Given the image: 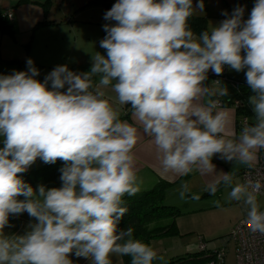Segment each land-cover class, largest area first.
<instances>
[{
    "label": "clouds",
    "instance_id": "clouds-1",
    "mask_svg": "<svg viewBox=\"0 0 264 264\" xmlns=\"http://www.w3.org/2000/svg\"><path fill=\"white\" fill-rule=\"evenodd\" d=\"M203 7L204 0L195 6L193 0H117L104 15L115 22L103 26L106 55L94 52L89 72L59 65L41 82L29 58L27 71L0 75V264H73L70 254L90 264H114L113 258L122 264L125 256L130 264L163 260L132 227L119 228L128 211L124 197L141 191L133 151L141 130L165 172L214 175L204 190L215 195L221 183L230 188L228 198L242 202L248 227L264 234L258 202L264 184L246 179L233 186L232 173L217 172L212 163L218 155L252 168L264 150V0H255L246 20L237 6L197 34L189 20ZM224 66L246 69L253 93L254 122H244L239 134L227 131L231 122L219 110L217 97L227 88L205 83L209 70L220 76ZM125 108L133 123L121 119ZM37 158L64 162L60 187L34 190L18 176ZM190 192L183 183L180 199ZM24 212L35 218L30 230L5 234L9 216Z\"/></svg>",
    "mask_w": 264,
    "mask_h": 264
},
{
    "label": "crops",
    "instance_id": "crops-1",
    "mask_svg": "<svg viewBox=\"0 0 264 264\" xmlns=\"http://www.w3.org/2000/svg\"><path fill=\"white\" fill-rule=\"evenodd\" d=\"M89 1L91 0H70L69 2H71L72 7L74 8L73 11H83V8L87 11L93 7L92 5L87 6ZM44 2L45 0H0V14H4L8 10L13 11V19L11 21L6 20V23L12 26L13 35H15V38L20 36L21 40H23L21 41L22 43H20L17 42V39L15 41L17 43L15 47H12L9 51H7V53L4 52L5 55L0 54V75H10L14 71H27V60L31 58L34 62V66L37 69H42V74H39L36 79L43 82L45 76L49 74L56 66L67 65V67H69L71 63L74 66H78L81 62H88V60H90V64H92V54H94V52H99L106 55V51L100 47L99 43L104 28L103 26L106 23L105 19L101 21L102 25L100 29L88 32L85 34V36H81L83 38L84 46L81 49V43L79 44L75 42L76 39L79 38L77 32L74 30L75 26L73 24L71 25L65 23V15L69 14L71 9L67 7V9H65L62 13L56 15L54 13H49V11L52 10V8H49L48 13L45 14L43 7ZM116 2L117 0H108V4L111 7ZM197 2L198 0H193V5L195 6ZM254 3L255 0H204L203 10H195L194 15L204 16L207 20V30H209L211 27L217 26L221 22V19L227 18L222 15L223 12L227 11L228 15L230 16L232 11L237 6L244 7L245 12L243 19L246 20L250 15ZM89 20H93L92 17H90ZM44 21L48 22V24H41V22ZM68 21H70V19ZM65 26H67L72 31V36H69V40L66 39V30L64 29ZM29 37H31V46L34 39H44L46 42L42 44V47L40 44L36 51H33V49L27 50L25 54V50L23 48L25 42L24 39ZM72 38H74V48H71L70 45V39ZM96 40H98V43ZM31 51L33 52V55ZM82 56L83 59H81ZM9 61L15 62L11 63ZM245 71L246 69L244 71L236 72L235 70L230 69L228 66H224L223 73L232 80L246 82ZM212 75L215 74L209 70L208 79L205 83L210 87H222L221 84H212L213 81H217L212 77ZM64 91H66V89H64ZM106 92L108 95L114 96V93H112L110 89H107ZM218 98L219 97H217V99ZM127 110L128 109L126 108L121 110V117L127 112ZM219 110L224 112L227 119L231 122L227 131L230 133L234 132L239 134L235 109L233 107L220 106ZM123 120H127L130 123L134 122L131 117V113L128 118ZM2 141L3 137H0V148L3 147ZM133 151L136 157V167L138 170L137 175L142 181L141 191L151 189L159 181H165L173 184L166 192L165 199L177 196L183 183H188L191 189V192L187 197L188 199H191L192 194H201L199 195L201 198L208 194V192H206L204 189L206 185L215 178L214 175H205L201 174L199 171H193L186 176H177L171 172H165L161 167L159 159L157 158V153L155 146L152 143V138L144 135L142 130L139 133L138 142ZM212 163L216 165L217 172H231L233 178L238 176L243 182L241 172L246 167L245 165L235 163V161L226 162L219 159L218 155L213 157ZM43 164L44 162L40 158H37L35 163L32 164L28 170L39 168L43 166ZM18 199L23 200L24 197L20 196ZM171 205L175 206L176 203H171ZM246 214L247 212H243L240 219H242ZM34 223H36L35 218L30 217L27 212H24L18 216L10 215V226L6 227L4 231L5 234L8 235H24L30 230V224ZM198 242L199 241H197V244ZM69 258L73 261V264H90L88 259L83 257L78 258L74 254H70ZM113 259L114 264H117L116 258ZM120 260L122 261L121 258Z\"/></svg>",
    "mask_w": 264,
    "mask_h": 264
},
{
    "label": "rangeland",
    "instance_id": "rangeland-1",
    "mask_svg": "<svg viewBox=\"0 0 264 264\" xmlns=\"http://www.w3.org/2000/svg\"><path fill=\"white\" fill-rule=\"evenodd\" d=\"M69 1L70 0H53L49 7L52 8L53 11L50 9L51 11H49V13L58 15L67 9V7L71 9V12L65 15V23L75 26L74 30L79 36L75 42L81 43L82 49L84 46L81 36H85L88 32L100 29L102 25L101 21H103L105 13L103 9H101L103 7H100V5H92V9L87 11L84 8L83 11H73L74 8ZM90 17H92L93 20H89ZM69 19L70 21H68ZM64 29L66 30V39H68L69 36H72V31L67 26H65ZM16 40L20 43L23 41L20 36L15 38L14 35L13 38L8 34L2 33L0 30V54L5 55L7 51L15 47L17 44L15 42ZM24 41L23 48L25 54L27 50L33 49V51H36L40 44L42 47V44L46 42L44 39H34L31 46V37L24 39ZM73 42L74 38L70 39L71 48H74ZM96 42L98 43V40H96ZM31 53L33 55L32 51ZM81 59H83V56ZM90 63V60L84 63L81 62L78 66H74L71 63L68 68L78 74L89 72L92 66ZM38 70L40 74H42V69ZM248 118L251 122H254V113L250 114ZM238 182L242 181L238 176H235L233 178V186ZM230 191V188L222 185L215 195H210L208 193L198 200L188 199V195L182 200L180 199L179 193L175 197L165 199L164 203L166 205L173 206L171 203H176L175 207L180 210V213L175 218L167 217L156 220L151 226H165L174 222L177 232L175 234L156 237L151 240L150 246L157 252L158 256L163 257V260H155L154 264H167L172 258L184 256L188 252L197 251V241H200V239L208 242L212 249L224 250V258L215 259V264H236L234 243L232 239L225 238L241 220V214L246 212V209L242 202L233 201L228 198ZM258 202L261 206V210L264 211V195H258Z\"/></svg>",
    "mask_w": 264,
    "mask_h": 264
},
{
    "label": "trees",
    "instance_id": "trees-1",
    "mask_svg": "<svg viewBox=\"0 0 264 264\" xmlns=\"http://www.w3.org/2000/svg\"><path fill=\"white\" fill-rule=\"evenodd\" d=\"M52 1L53 0H45L43 4L45 14L48 13ZM90 5L102 6L104 13L112 8L109 6L108 0H91L87 3V6ZM6 22L7 21L2 17V14H0L1 32L13 37L12 26ZM41 24H48V22L44 21L41 22ZM105 24H115V22L106 20ZM189 25L197 34L207 30V20L204 16L193 15L189 20ZM105 35L106 32L103 28L100 41L105 37ZM9 62L12 63L15 61ZM212 77L219 80L221 86L227 88L228 90L227 95L220 96L218 98L224 107H233L235 100L239 101V106L235 107L238 128V121L240 117L243 115L249 116L253 113L249 104V97L253 94L251 89L247 85V82L239 81L240 84H238L237 87L233 86L232 79L225 76L224 73L220 76L212 75ZM62 91H64V89H62ZM129 115L130 110H127L121 119H126ZM62 167H64V162L57 160L55 164L44 163L43 166L33 170H28L22 174H18V176H20L25 183L32 186L34 190H38V187L41 185L45 188L60 187L62 185V181L60 180V169ZM172 185L173 184L165 181H159L151 189L140 191L135 196H125L124 200L128 211L120 222L119 228L124 229L132 227L134 229V237L149 245L151 244V240L153 238L175 234L177 231L174 222L165 226H151V224L156 220L167 217L175 218L180 213V210L177 207L166 205L164 203L166 192ZM222 185L223 184L221 183L218 190L222 187ZM203 242L207 246L204 250H199L197 248V251L188 252L184 256L172 258L167 264H215L214 260L219 259V257H216L217 250L208 246V242ZM121 259L123 264H130V257L125 256Z\"/></svg>",
    "mask_w": 264,
    "mask_h": 264
},
{
    "label": "built area",
    "instance_id": "built-area-1",
    "mask_svg": "<svg viewBox=\"0 0 264 264\" xmlns=\"http://www.w3.org/2000/svg\"><path fill=\"white\" fill-rule=\"evenodd\" d=\"M2 17L11 21L13 19V11L8 10ZM226 19V18H224ZM224 19H221L224 20ZM233 86L237 87L240 84L237 80H232ZM220 106L223 104L219 101ZM239 106V101L235 100L233 108ZM244 122L251 123L248 116H241L238 121V131L240 132ZM241 177L243 182L246 179L253 181L259 180L264 184V150L258 153V159L252 168L247 166L242 170ZM259 195H264V188L261 189ZM226 239H232L234 243V253L236 264H264V234L254 232L247 225V214L234 226ZM206 244L200 240L198 242V249L204 250ZM216 257H224V250H217Z\"/></svg>",
    "mask_w": 264,
    "mask_h": 264
}]
</instances>
